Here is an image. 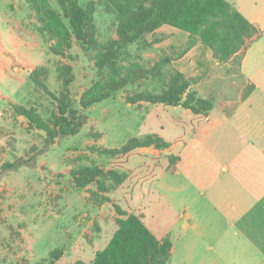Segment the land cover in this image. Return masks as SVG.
<instances>
[{
	"label": "rangeland",
	"instance_id": "rangeland-1",
	"mask_svg": "<svg viewBox=\"0 0 264 264\" xmlns=\"http://www.w3.org/2000/svg\"><path fill=\"white\" fill-rule=\"evenodd\" d=\"M50 1L60 10L56 0ZM78 1L86 6L89 0ZM95 16L102 43L118 37L116 12L99 5ZM190 40L186 32L163 25L154 34L124 46L121 58L153 65L169 57L171 61L162 67L166 78L180 70L198 82L224 71L237 79L241 56L221 62L199 38L188 48ZM50 44L27 0H0V264H50L55 250L62 256L54 264L91 262L118 228L120 215L114 203L127 211L131 206L146 209L148 218L163 212L178 213V174H173L178 157L170 161L166 151L155 148L119 156L95 150L99 146L121 147L132 137L153 133L178 142V133L183 130L178 125V106L127 100V95L137 90H160L158 80L130 84L107 100L83 108L88 121L81 131L52 143H48L45 131L16 113V104L38 106L47 116L57 110L53 98L31 78L36 67L49 69L47 84L58 94L62 89L58 66L61 62L71 65L74 80L70 92L77 106L99 75L93 60L96 51L89 45L75 39L71 56L61 57L51 51ZM249 61L254 63V57ZM192 86L198 90L196 84ZM198 92L214 98L213 91ZM174 152L178 153V145ZM84 166L104 172L117 169L127 172L129 178L111 192L101 190L96 182L80 188L74 171ZM156 178L174 191L162 189ZM110 182L105 179L107 185ZM159 189L166 198L160 196ZM107 196L109 201L104 200Z\"/></svg>",
	"mask_w": 264,
	"mask_h": 264
},
{
	"label": "trees",
	"instance_id": "trees-1",
	"mask_svg": "<svg viewBox=\"0 0 264 264\" xmlns=\"http://www.w3.org/2000/svg\"><path fill=\"white\" fill-rule=\"evenodd\" d=\"M56 2L60 10L50 0H27L39 30L51 42V51L61 57H70L69 51L76 39L96 51L93 60L100 71L92 85L83 92L80 107L71 98L70 86L74 80L71 65L61 62L58 66V77L62 82L58 94L52 92L47 84L50 71L46 66L36 67L31 72L34 83L53 98L57 110L47 116L38 106L16 104L15 111L25 116L31 126L45 131L48 143L79 133L88 121L83 108L107 100L141 80H158L160 90H137L127 95L128 102L181 105L196 114H207L213 109L214 99L203 97L193 89L194 80L185 73L175 70L167 78L163 75L162 67L171 61L169 57L153 65L128 59L123 61L125 57L121 58L124 46L154 34L163 25L186 32L191 39L188 48L199 38L221 62L241 56L239 52L259 33L258 28L230 0H89L86 6H82L78 0ZM99 5H105L119 16L118 37L105 43L97 36L95 15ZM170 145L159 133H153L132 137L121 147L99 146L95 150L104 155L119 156L128 155L139 148L166 149ZM175 158L174 155L169 157L170 161ZM74 174L78 187L85 188L96 182L106 192L115 190L128 177L127 172L117 169L104 172L89 166L75 170ZM99 176L102 177L99 179ZM107 178L111 181L109 185L105 183ZM104 200L109 201L110 197ZM113 206L120 216L117 218L118 228L110 241L96 252L91 262L76 260L72 264H168L172 255L170 238L159 239L140 214L129 212L117 203ZM61 256L62 252L55 250L50 264Z\"/></svg>",
	"mask_w": 264,
	"mask_h": 264
},
{
	"label": "crops",
	"instance_id": "crops-1",
	"mask_svg": "<svg viewBox=\"0 0 264 264\" xmlns=\"http://www.w3.org/2000/svg\"><path fill=\"white\" fill-rule=\"evenodd\" d=\"M230 1L259 30L239 52L237 79L224 71L195 80L201 93L214 92L202 95L214 99L213 109L196 114L178 105V142L156 149L178 157V213L148 218L146 209H129L159 239L170 238L168 264H264V0Z\"/></svg>",
	"mask_w": 264,
	"mask_h": 264
}]
</instances>
